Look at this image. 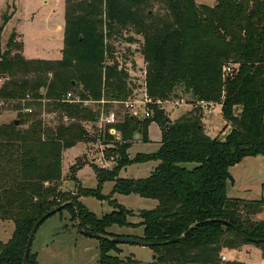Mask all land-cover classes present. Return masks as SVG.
<instances>
[{
	"label": "trees",
	"instance_id": "obj_1",
	"mask_svg": "<svg viewBox=\"0 0 264 264\" xmlns=\"http://www.w3.org/2000/svg\"><path fill=\"white\" fill-rule=\"evenodd\" d=\"M65 2L60 58H26L24 42L17 41L15 32L0 54V78H5L2 98L45 97L48 107H61L75 117L70 124L52 126L37 119L36 112H20L16 118L20 124L15 119L0 124V219L15 225L8 241L0 240V264H23L33 224L62 204L57 212L66 209L75 225L79 220L84 229L103 235L98 237L100 264L117 260L110 252L120 242L110 237L121 235L108 230L113 225H142L143 235L136 237L162 242L182 236L192 224L206 219L230 221L257 240L243 238L227 223L212 220L195 226L180 241L152 245L156 261L244 264L221 262L220 254L224 247L250 242L264 254V218L257 217L264 210V184L260 199L227 193L228 182H233L230 167L247 156L264 155V0H216L212 6L196 0ZM125 30L142 37L125 40L130 45L139 42L136 49L143 58V77L136 84L130 72L135 60L124 64L123 52L117 50V44L123 43L117 38ZM126 50L136 51L129 46ZM178 86L192 93L195 105L172 120L163 101ZM80 87L95 100L105 99L106 109L108 103L139 98L147 102L150 114L139 118L131 113L113 125L121 135L115 148L109 149L118 153L116 164L111 169L93 164L98 188L79 185L75 192L61 188V158L88 133L84 121L96 119L100 104L93 109L54 100ZM211 103L223 105L230 126L223 138L205 131L204 105ZM25 116L33 120L24 129L20 126ZM153 121L161 128L159 148L130 157L132 139L139 134L148 141ZM106 135L116 139L109 129ZM150 160L158 163L149 176L119 177L124 166ZM81 165L77 161L70 167L74 176ZM108 180L114 181L112 193H136L158 200L157 206L140 209L142 220L130 222L132 210L112 200L114 209L98 216L80 197L104 199L100 189ZM70 201L78 203L79 214ZM28 264H37L32 245Z\"/></svg>",
	"mask_w": 264,
	"mask_h": 264
},
{
	"label": "rangeland",
	"instance_id": "obj_2",
	"mask_svg": "<svg viewBox=\"0 0 264 264\" xmlns=\"http://www.w3.org/2000/svg\"><path fill=\"white\" fill-rule=\"evenodd\" d=\"M196 1L210 6L216 3V0ZM65 7V0H0V27L3 26L2 29L0 28V54L7 48V42L13 32H15L18 42H24V33H21L19 29L26 30L27 28L26 32L30 36L27 39L26 50L23 49V55L26 58L49 55L48 59H58V57H55L56 55L58 56V51L62 56V49L64 47L61 35L64 36L65 24L62 27L60 25L65 20ZM49 16H52L51 20H56V23L53 25L56 28L55 31H51L47 25ZM32 21L36 22L35 25H30ZM41 32H45L44 41L40 39ZM53 32L59 33L57 34L59 36L56 37L57 43L50 39ZM119 37L117 40L123 43L117 44V50L123 52L124 64H127L130 58H133L136 62L135 67L130 71L132 77H134V80L131 81L136 84L135 81L143 77L144 62L140 52L136 49L139 46V42L136 41H141L142 37L132 32V30H125L123 35ZM129 38H133L136 41L130 45V42L125 41ZM41 44L47 46L49 54H46L47 51L43 52L44 54L39 51ZM128 46L131 50L136 51L133 53L126 50ZM41 58L47 57L42 56ZM19 100V98L7 100L0 107V124L11 122L18 118L20 112H23V105ZM176 102H179V104H175ZM96 105H93V108H97L98 106ZM108 105V113L113 120L112 125L121 123L126 115L133 112L136 113L137 117L143 118L145 106L142 103H137L135 108L128 107L127 102L124 101H115L108 103ZM163 105L170 118L174 120L191 110L195 103L193 104L192 93L178 86L172 96L163 101ZM41 111L42 106L36 104L37 119H42ZM203 112L206 133L211 137L219 135L223 138L229 132L230 126L224 118L222 103L213 104L209 108L204 109ZM33 116H25L24 120L26 122L20 127L24 129L28 128L33 120ZM84 125L88 133L75 146L66 149L61 158L63 169L61 188L66 191L76 192L79 185L94 190L98 188L97 174L93 168V162L89 154L92 149L101 144L98 138L100 125L93 121H84ZM105 129L106 127H103V130ZM115 129L120 133V129ZM148 132V141H144L141 135L139 137L135 136L132 139L131 146L128 148L130 157H134L140 152H153L159 148L162 137L159 123L153 121L149 126ZM106 141L111 146H116L117 144V141L112 138H106ZM77 161L82 164V167L74 176L70 171V167ZM157 163V161L150 160L124 166L120 171L119 177H147ZM188 166L191 167L193 164L189 163ZM230 173L233 177V182H228L229 196L247 200H255L262 197L264 155H253L243 158L230 167ZM113 186L114 181L108 180L103 184V188L100 189L101 193L105 196L104 199H98L95 196H81V202L89 210L98 216H102L114 209L112 200L118 201L126 209L132 210V214L128 216L130 222H140L142 220L140 215H138L140 209L154 208L158 204V200L143 197L136 193H112ZM257 217L264 218V210ZM14 229L15 225L13 221L0 219V240L3 242L8 241ZM108 230L121 236L136 237L143 235L142 225H113ZM32 251L37 254V264H100L98 237L88 236L80 232L75 225V221L71 219V213L66 209L50 215L38 227L32 242ZM110 254L117 259L115 263L111 264H176L171 260L156 261V255L152 247L140 243H120L117 245V249L112 250ZM223 255H226L227 259L224 260ZM220 257L221 262L238 260L244 262V264H264V254L261 247L252 242L224 247Z\"/></svg>",
	"mask_w": 264,
	"mask_h": 264
},
{
	"label": "built area",
	"instance_id": "obj_3",
	"mask_svg": "<svg viewBox=\"0 0 264 264\" xmlns=\"http://www.w3.org/2000/svg\"><path fill=\"white\" fill-rule=\"evenodd\" d=\"M227 70L229 71L230 68L228 67ZM5 78H0V86L3 84ZM41 94L46 93V89L42 87L40 89ZM136 99V100H135ZM130 99L126 100L128 107L135 108L136 104L142 103L145 106L144 114L149 115L150 111L147 106V102L141 99ZM5 99L0 96V107L5 103ZM19 101L22 102L23 105V113H34L36 112V103L40 102L42 105V111L41 116L44 121V123L50 124L52 126H57L60 124H70L71 122L75 121V117L69 114L68 111L63 110L61 107H48L47 103L49 100H47L45 97L42 98H36L33 97L31 94H27L25 97L21 98ZM55 102H62L69 105H82L83 107H90L93 108V105L100 104L99 109V115L96 117V119L93 121L95 123H99L100 130L98 133V138L101 142L100 146H97L96 148L92 149L89 157L93 164L97 165L100 168L105 169H111L117 162V154L109 152V149L115 148V146H111L108 141H106L107 135L106 131L109 129V132L113 135H116V139L118 140L120 138L117 137V130L113 128V120L111 119L110 114L108 113V109L105 108V99L95 100L93 99L89 94H87V91H85L82 87L80 88H74L70 89L67 92H65L60 98H57L54 100ZM175 104H179V102H176ZM176 105V106H177ZM211 104H205L204 107L209 108L212 106ZM94 109V108H93ZM136 114V113H132ZM103 127H106L105 130H103ZM115 130V132H114ZM120 134V133H119ZM223 259H227L226 255L222 256Z\"/></svg>",
	"mask_w": 264,
	"mask_h": 264
},
{
	"label": "water",
	"instance_id": "obj_4",
	"mask_svg": "<svg viewBox=\"0 0 264 264\" xmlns=\"http://www.w3.org/2000/svg\"><path fill=\"white\" fill-rule=\"evenodd\" d=\"M15 123L16 124H20V119H15ZM114 132H115V130H114ZM136 135H139V134H136ZM117 137L120 138V134L119 133H117ZM70 202L75 206V209H76L77 213L79 214V205H78V203L77 202H73V201H70ZM63 206H64V204H62V205H60V206H58V207H56V208H54L52 210H49L48 212L44 213L41 217H39L38 220H36V222L33 224L32 228L30 230L28 239H27L26 248H25V254H24V259H23V264H28L30 249H31V245H32V242H33V237H34V235L36 233L37 228L40 226V224L46 218H48L50 215L56 213ZM212 220H219V221H223V222L227 223L229 226H232L235 229V231L238 234H240L243 238H246V239H248L250 241H256L257 240V238L248 237V236L244 235L240 231V229L238 227H236L232 222L224 220V219H206V220L195 222L187 230H185V232L182 234V236H185L195 226H197V225H199L201 223L212 221ZM76 225H77L78 229L80 230V232H82L85 235L96 236V237H102L103 236L102 234H94L92 231L84 229L82 227V225L80 224L79 220H77ZM182 236H179V237L174 238V239H169V240H166V241H162V242L147 241V240H144L142 238L131 237V236H113V237H110V239L114 240L116 242H120V243H124V242L140 243V244H143V245L152 246V245L159 244V243H172V242L180 241Z\"/></svg>",
	"mask_w": 264,
	"mask_h": 264
},
{
	"label": "crops",
	"instance_id": "obj_5",
	"mask_svg": "<svg viewBox=\"0 0 264 264\" xmlns=\"http://www.w3.org/2000/svg\"><path fill=\"white\" fill-rule=\"evenodd\" d=\"M51 18H52V16H49V20H48V22H47V25L49 26V29L51 30V31H55L56 30V28L53 26L54 25V23H56V20H51ZM35 23L36 22H34V21H32V23H30V25H35ZM65 24V20H63V24L62 25H60L61 27L63 26ZM42 30V29H41ZM40 30V31H41ZM19 31L21 32V33H24V38H25V43H24V50H26V47H27V39L29 38V33L28 32H26L27 31V28H26V30H24V29H19ZM45 32H41V34H40V36H41V41H44V39H45V34H44ZM57 34H59L58 32H53V33H51V37H50V39H52V41L53 42H55V43H57L58 42V40H57V38L56 37H58L59 35H57ZM61 41H63L64 42V36L63 35H61ZM42 54H44L43 52H46V54H49L48 52H49V50H48V48H47V46L46 45H44V44H41L40 45V50H39ZM42 56H44V57H47V58H49L48 56L49 55H40V56H35V57H28V58H41ZM60 56H61V53L58 51V56L56 55V57L55 58H60ZM136 137H139V135H136ZM256 156H258V155H256ZM232 182V181H231ZM227 193H228V187H227ZM82 199V198H81ZM80 199V200H81Z\"/></svg>",
	"mask_w": 264,
	"mask_h": 264
}]
</instances>
